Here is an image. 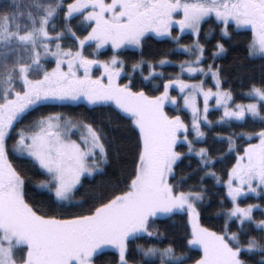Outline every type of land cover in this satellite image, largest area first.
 I'll return each instance as SVG.
<instances>
[{
	"label": "snow or ice",
	"instance_id": "obj_1",
	"mask_svg": "<svg viewBox=\"0 0 264 264\" xmlns=\"http://www.w3.org/2000/svg\"><path fill=\"white\" fill-rule=\"evenodd\" d=\"M242 31L246 55L232 70L248 77L246 104L223 87L216 63L239 47ZM153 38L188 57L174 77L157 70L173 63L167 55L144 57ZM128 48L140 57L124 58ZM80 104L108 111H42ZM249 120L257 126L215 132ZM250 193L259 202L242 206ZM214 199L218 230L202 223ZM177 215L186 218L179 252L174 240L158 246L166 236L157 221ZM109 251L112 264H264V0H7L0 8V264H98Z\"/></svg>",
	"mask_w": 264,
	"mask_h": 264
},
{
	"label": "trees",
	"instance_id": "obj_2",
	"mask_svg": "<svg viewBox=\"0 0 264 264\" xmlns=\"http://www.w3.org/2000/svg\"><path fill=\"white\" fill-rule=\"evenodd\" d=\"M7 3V0H0V8L4 6V4ZM209 27L208 24L204 25V29L207 30ZM192 39V36L190 33H184L183 38H182V43H190ZM238 41H240L239 47L235 48V50L230 51V53L223 58L217 59L216 63L219 65H222L225 68V83L223 84L224 88H230L233 92L234 98L236 102H246L249 101V99L244 95L248 91V77L246 75L237 77V74L232 70V65L233 61L236 58H239V60L243 61L244 56L246 55L244 51V41L247 39V34L246 32L241 33L240 36L236 38ZM215 41L213 40L210 44L207 46V52H206V57L211 56V52L213 50V44ZM175 47L174 44L166 41V40H161L157 38H153L151 40H148L143 48V55L146 59H151V60H156L158 61L161 58H164L165 55H167V58L170 59L173 63L171 65H166L163 68H158V71H163L166 76H175L179 72V62L182 60H185L187 56L185 54H180V53H174L172 49ZM89 51V50H88ZM124 58L128 59L130 62L134 59H138L140 57V50L137 49H123L122 50ZM111 54V50L107 49L103 51L100 56H107ZM207 63H212L211 59H207ZM261 64V61L256 60L255 61V69H256V79L259 80V66ZM207 86H212V82L210 78H208L207 81ZM150 88V85H149ZM158 94V93H157ZM172 94L176 95L177 92L173 91ZM91 106H87L84 104L80 105H66L63 107H47L45 109H42V111L45 112H63L66 116H70L73 118H78L81 114L86 113L89 116H97L99 118H103V112H107L108 109L105 108L103 109V112L101 110H97L96 112H91L89 111ZM166 111H168L170 114H176L175 113V108L174 106L167 105L166 106ZM221 114V111H212L210 114V119H217L218 116ZM182 115H185L182 113ZM189 118V117H186ZM26 123V121H25ZM238 123V122H237ZM20 126H23L21 124ZM257 125H254L251 120L244 126L243 129L239 128L236 126V123L232 125L231 128L225 127V128H216L215 132H220L222 134H227L228 132L231 131H241V130H250L252 127H256ZM207 131V129H205ZM208 143H212V134H209L208 137ZM238 144H244L245 142L243 140L238 141ZM200 146H205L203 144H198L197 147ZM216 149H221L224 147L223 144L216 143L214 145ZM189 162L185 160L183 164L180 166L183 168L185 171H190V169L185 168V166ZM196 162L195 159L192 160V167L195 168ZM223 168V165H217V170L219 171L220 169ZM180 169H178L179 171ZM31 174V173H30ZM99 179V178H97ZM196 178H193V181ZM192 181H190L191 183ZM209 186L214 185V181H208ZM213 191L217 193V197H219L220 194L223 193L224 189L223 186H215L213 187ZM34 198H38L35 196L33 193ZM250 202H259V200L256 197L253 196H248L246 198L241 199L242 204L250 203ZM216 211H217V202L214 199L212 207L209 208L207 211L204 212L203 218H202V223L206 227H210L214 230H218L223 221L221 218H218L216 216ZM255 216L259 219L262 218L260 215V212L257 211L254 213ZM185 220L186 218H182L180 215H177L173 217L171 220H161L157 221L158 227L162 232L165 233L166 238L163 240V243H160L158 246L164 247L167 246V244L170 241H175L177 245V251L179 252L181 250V245L183 243L182 238L184 235V229H185ZM135 243L143 244L145 241L143 239L137 240ZM151 243H157L156 241H151ZM135 247V244L130 245V250H133ZM184 251H188V249H183ZM189 255L195 256L196 255V250H192L188 252ZM133 257L135 261L139 262L140 257L133 251ZM115 259L114 254L109 251L103 256L99 258L98 264H112V261ZM187 264H191V261H188Z\"/></svg>",
	"mask_w": 264,
	"mask_h": 264
},
{
	"label": "rangeland",
	"instance_id": "obj_3",
	"mask_svg": "<svg viewBox=\"0 0 264 264\" xmlns=\"http://www.w3.org/2000/svg\"><path fill=\"white\" fill-rule=\"evenodd\" d=\"M107 49H110V48H107V47H106V48H104V49H101V50H100V54H101L103 51L107 50ZM131 49H132V48H131ZM110 50H111V49H110ZM89 51H91V49H89ZM110 55H111V54H110ZM110 55L103 56V57H101V58H102V59H103V58H107V57L110 56ZM186 59H188V57H187ZM186 59H185V60H186ZM184 78H185V79H189V77L187 76V74H185ZM193 79H196V78H193ZM211 82H212V81H211ZM206 86H207V85H206ZM176 92H177L176 95H178V91H176ZM171 94H172V93H171ZM172 95H174V94H172ZM249 102H251V101L249 100V101H246V102H237V103H245V104H246V103H249ZM210 103H211V104H214L215 102H214V100H213V101H210ZM169 105H170V104H169ZM170 106H172V105H170ZM201 107H202V98H201ZM221 114H222V110H221ZM189 118H190V117H189ZM248 196H253V197H255V196H254L253 194H251V193H250ZM243 198H246V197H241V199H243ZM250 203H257V202H250ZM246 204H248V203H246ZM246 204H242V203H241L242 206H244V205H246Z\"/></svg>",
	"mask_w": 264,
	"mask_h": 264
}]
</instances>
